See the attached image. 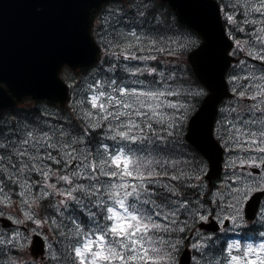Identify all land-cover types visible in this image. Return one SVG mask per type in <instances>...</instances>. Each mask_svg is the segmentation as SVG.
Wrapping results in <instances>:
<instances>
[{"label": "snow or ice", "instance_id": "obj_1", "mask_svg": "<svg viewBox=\"0 0 264 264\" xmlns=\"http://www.w3.org/2000/svg\"><path fill=\"white\" fill-rule=\"evenodd\" d=\"M205 6L100 0L66 107L0 78V264H264V0Z\"/></svg>", "mask_w": 264, "mask_h": 264}, {"label": "water", "instance_id": "obj_2", "mask_svg": "<svg viewBox=\"0 0 264 264\" xmlns=\"http://www.w3.org/2000/svg\"><path fill=\"white\" fill-rule=\"evenodd\" d=\"M170 2L178 20L211 25L206 0ZM99 3L100 0H0V78L8 80L12 95L19 99L30 94L63 102L64 96L52 86L56 70L65 61L75 66L68 64L72 68L91 62L84 53V40L88 16ZM36 5H43L44 12L36 13ZM57 78L66 89L58 73ZM13 100L10 96L0 97V106L11 105Z\"/></svg>", "mask_w": 264, "mask_h": 264}, {"label": "rangeland", "instance_id": "obj_3", "mask_svg": "<svg viewBox=\"0 0 264 264\" xmlns=\"http://www.w3.org/2000/svg\"><path fill=\"white\" fill-rule=\"evenodd\" d=\"M62 75L64 77V80L73 84L74 81L78 82L82 77L87 76L88 72L91 71V67L89 69H87V71H85L81 76H79L78 74H76L75 72L71 71L68 68H63L62 69ZM29 99H24V103L21 106H26V105H35V104H39V103H44V104H49V106H52L53 104L45 102V101H38V102H29ZM249 242V241H248ZM255 242H259V241H255Z\"/></svg>", "mask_w": 264, "mask_h": 264}, {"label": "trees", "instance_id": "obj_4", "mask_svg": "<svg viewBox=\"0 0 264 264\" xmlns=\"http://www.w3.org/2000/svg\"><path fill=\"white\" fill-rule=\"evenodd\" d=\"M165 9L168 10L169 12H171V10L168 8V6L166 4H165ZM94 21H95V19H94ZM193 79H196V78L193 76Z\"/></svg>", "mask_w": 264, "mask_h": 264}]
</instances>
